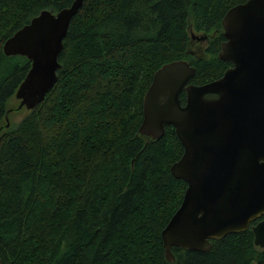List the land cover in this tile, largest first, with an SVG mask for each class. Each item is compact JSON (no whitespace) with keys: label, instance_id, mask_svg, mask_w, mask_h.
<instances>
[{"label":"trees","instance_id":"16d2710c","mask_svg":"<svg viewBox=\"0 0 264 264\" xmlns=\"http://www.w3.org/2000/svg\"><path fill=\"white\" fill-rule=\"evenodd\" d=\"M72 1L0 0L1 264H264L255 223L206 252L171 248L167 262L161 231L186 189L170 173L183 148L172 127L155 142L137 135L163 65L187 61L198 86L231 66L218 59L222 19L246 0H86L63 41L56 84L5 129L30 62L5 56L4 42ZM190 33L209 38L199 55Z\"/></svg>","mask_w":264,"mask_h":264},{"label":"water","instance_id":"95a60500","mask_svg":"<svg viewBox=\"0 0 264 264\" xmlns=\"http://www.w3.org/2000/svg\"><path fill=\"white\" fill-rule=\"evenodd\" d=\"M85 1L41 11L4 42L5 56L30 62L5 129L10 112L33 110L56 84L63 41ZM222 29L218 59L231 66L219 79L193 85L195 68L174 61L154 73L143 98L137 135L155 142L172 127L183 148L170 173L186 189L161 231L170 263L171 248L206 252L210 241L245 232L251 223L254 245L264 248V0L232 6Z\"/></svg>","mask_w":264,"mask_h":264},{"label":"rangeland","instance_id":"374dc122","mask_svg":"<svg viewBox=\"0 0 264 264\" xmlns=\"http://www.w3.org/2000/svg\"><path fill=\"white\" fill-rule=\"evenodd\" d=\"M192 38H191V53L192 54H195V55H199V53L202 51V49L204 47H206L207 45V42H208V37L207 36H204V35H197V36H194L193 33H190ZM17 101L16 99H11L10 101H8L7 103V109L8 110H14L16 109L17 107ZM24 112V111H22ZM15 114H10V117H9V124H13V126L17 125V123L19 122V119L20 117L22 116V113L20 114H16V112H14ZM11 121V123H10ZM16 123V124H15Z\"/></svg>","mask_w":264,"mask_h":264}]
</instances>
